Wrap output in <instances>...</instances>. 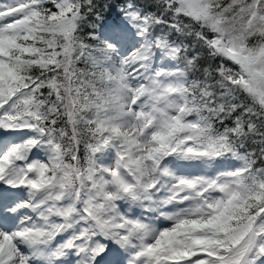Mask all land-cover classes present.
<instances>
[{
  "label": "snow or ice",
  "instance_id": "1",
  "mask_svg": "<svg viewBox=\"0 0 264 264\" xmlns=\"http://www.w3.org/2000/svg\"><path fill=\"white\" fill-rule=\"evenodd\" d=\"M0 264H264V0H0Z\"/></svg>",
  "mask_w": 264,
  "mask_h": 264
}]
</instances>
